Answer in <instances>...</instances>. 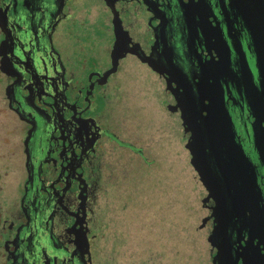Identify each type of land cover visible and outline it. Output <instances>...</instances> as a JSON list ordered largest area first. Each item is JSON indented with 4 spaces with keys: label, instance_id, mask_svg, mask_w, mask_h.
I'll list each match as a JSON object with an SVG mask.
<instances>
[{
    "label": "flooded vegetation",
    "instance_id": "obj_1",
    "mask_svg": "<svg viewBox=\"0 0 264 264\" xmlns=\"http://www.w3.org/2000/svg\"><path fill=\"white\" fill-rule=\"evenodd\" d=\"M0 107V264H264V0H0Z\"/></svg>",
    "mask_w": 264,
    "mask_h": 264
},
{
    "label": "water",
    "instance_id": "obj_2",
    "mask_svg": "<svg viewBox=\"0 0 264 264\" xmlns=\"http://www.w3.org/2000/svg\"><path fill=\"white\" fill-rule=\"evenodd\" d=\"M210 104L211 107L207 109L208 114L205 117V129L202 130L201 125L196 126L197 131L193 128L192 135L186 144L192 154L190 161L199 172L202 170L198 163H203L205 165L204 174L211 178L215 177L210 164V161H213L217 163L218 168L222 169L220 173L223 177L225 176L226 185L229 180V189L231 188L234 192L236 190L244 193H247V190L252 192L251 168L248 174L245 170L248 168V164L243 150L235 139L232 122L228 115L226 118L223 116V96L220 97L219 94L214 96ZM206 147L208 148L209 159L204 157ZM199 148L201 153L196 151ZM242 160L245 161V166L240 164ZM220 162L223 164H219ZM246 184H250L251 187L246 188ZM240 185L244 186L240 187Z\"/></svg>",
    "mask_w": 264,
    "mask_h": 264
},
{
    "label": "rangeland",
    "instance_id": "obj_3",
    "mask_svg": "<svg viewBox=\"0 0 264 264\" xmlns=\"http://www.w3.org/2000/svg\"><path fill=\"white\" fill-rule=\"evenodd\" d=\"M2 108L0 107V132H1V130H2V126H1V122H2V116H1V114H2ZM0 136H2V133H0ZM3 147L1 146V144H0V149H2Z\"/></svg>",
    "mask_w": 264,
    "mask_h": 264
}]
</instances>
